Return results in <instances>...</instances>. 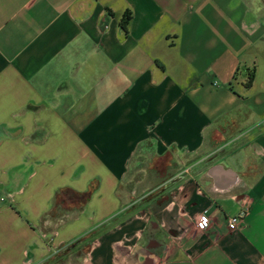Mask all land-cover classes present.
<instances>
[{"label": "crops", "instance_id": "crops-1", "mask_svg": "<svg viewBox=\"0 0 264 264\" xmlns=\"http://www.w3.org/2000/svg\"><path fill=\"white\" fill-rule=\"evenodd\" d=\"M141 147L208 156L130 209ZM57 261L264 264V0H0V264Z\"/></svg>", "mask_w": 264, "mask_h": 264}, {"label": "rangeland", "instance_id": "rangeland-1", "mask_svg": "<svg viewBox=\"0 0 264 264\" xmlns=\"http://www.w3.org/2000/svg\"><path fill=\"white\" fill-rule=\"evenodd\" d=\"M128 13V10L124 11L123 18H126ZM209 137L212 138L210 135ZM208 142L212 147L213 144L210 139ZM205 149L203 148L197 154L185 155L180 158L175 154L156 156L144 147L139 148L131 159L128 172L123 181L122 193L125 196L127 208L137 207L139 202H156L157 199L161 200L162 196L165 199V192L169 190L171 185L170 180L177 173L178 168L183 167L185 164L196 163L206 154L207 150ZM210 154L213 155L212 152ZM206 156L208 155L206 154ZM54 264H60V262L57 261Z\"/></svg>", "mask_w": 264, "mask_h": 264}, {"label": "built area", "instance_id": "built-area-1", "mask_svg": "<svg viewBox=\"0 0 264 264\" xmlns=\"http://www.w3.org/2000/svg\"><path fill=\"white\" fill-rule=\"evenodd\" d=\"M249 209H250V207L248 204H243L242 209L239 211V213H237L235 216H233L232 218L229 219L228 226H229L230 230L234 231V230H237L243 226V224L246 220V216L249 213ZM196 224H197L198 228H200L202 230H206L210 227L211 220L208 217V215L200 214L196 218Z\"/></svg>", "mask_w": 264, "mask_h": 264}, {"label": "trees", "instance_id": "trees-1", "mask_svg": "<svg viewBox=\"0 0 264 264\" xmlns=\"http://www.w3.org/2000/svg\"><path fill=\"white\" fill-rule=\"evenodd\" d=\"M130 20H131V13L129 12L128 13V16L126 17V18H123L122 19V27H123V29L125 30V31H127V28H128V24H129V22H130ZM249 84H250V82H249ZM63 195H65V194H63ZM64 196H62L61 197V199H60V201L62 200V198H63ZM87 195H81V196H79V198L81 199V200H85V199H87ZM93 237H94V235H93ZM93 237H87V238H84V239H81V240H79V241H77L73 246H77V245H83V246H89V245H91V242H92V238Z\"/></svg>", "mask_w": 264, "mask_h": 264}]
</instances>
